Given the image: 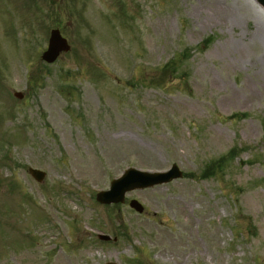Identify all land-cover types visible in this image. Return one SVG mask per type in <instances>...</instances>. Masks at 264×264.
Masks as SVG:
<instances>
[{
  "label": "rangeland",
  "instance_id": "obj_1",
  "mask_svg": "<svg viewBox=\"0 0 264 264\" xmlns=\"http://www.w3.org/2000/svg\"><path fill=\"white\" fill-rule=\"evenodd\" d=\"M263 124L257 0H0V264H264Z\"/></svg>",
  "mask_w": 264,
  "mask_h": 264
},
{
  "label": "water",
  "instance_id": "obj_2",
  "mask_svg": "<svg viewBox=\"0 0 264 264\" xmlns=\"http://www.w3.org/2000/svg\"><path fill=\"white\" fill-rule=\"evenodd\" d=\"M264 6V0H257ZM70 45L67 40L61 35L58 28H53L49 32L46 49L41 52L40 59L46 63L54 62L61 53L68 52ZM14 96L22 98V94L15 92ZM29 174L37 181H42L45 173L29 168ZM182 176L181 171L176 165H172L167 171L163 172H143L133 168L127 169L121 177L111 182L110 188L107 191H100L96 194V200L100 203H117L123 201V196L126 191L134 188H147L154 185L168 183ZM129 205L136 211L141 212L142 206L135 200H131ZM101 239L108 240L107 236H99ZM115 264V263H106Z\"/></svg>",
  "mask_w": 264,
  "mask_h": 264
},
{
  "label": "trees",
  "instance_id": "obj_3",
  "mask_svg": "<svg viewBox=\"0 0 264 264\" xmlns=\"http://www.w3.org/2000/svg\"><path fill=\"white\" fill-rule=\"evenodd\" d=\"M263 132H264V124H263ZM221 160L216 162H211L208 164L205 169L202 170L201 177L206 178L212 175H215L218 171H221Z\"/></svg>",
  "mask_w": 264,
  "mask_h": 264
}]
</instances>
